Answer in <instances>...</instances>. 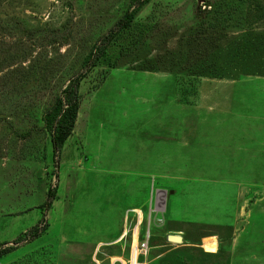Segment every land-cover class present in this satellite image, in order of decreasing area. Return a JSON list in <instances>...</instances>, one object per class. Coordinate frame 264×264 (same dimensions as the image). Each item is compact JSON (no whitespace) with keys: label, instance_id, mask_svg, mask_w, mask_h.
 I'll return each mask as SVG.
<instances>
[{"label":"rangeland","instance_id":"obj_1","mask_svg":"<svg viewBox=\"0 0 264 264\" xmlns=\"http://www.w3.org/2000/svg\"><path fill=\"white\" fill-rule=\"evenodd\" d=\"M141 1L150 33L107 68L88 56L130 0H0V264H129L130 210L140 263L264 264V0ZM184 54L223 76L169 70ZM79 75L54 151L42 117Z\"/></svg>","mask_w":264,"mask_h":264},{"label":"trees","instance_id":"obj_2","mask_svg":"<svg viewBox=\"0 0 264 264\" xmlns=\"http://www.w3.org/2000/svg\"><path fill=\"white\" fill-rule=\"evenodd\" d=\"M141 4V0H130V9H132L129 10L124 18L117 22L115 27L110 30L108 34L102 37L100 46L95 47L94 51L90 52L88 63L91 61V64H93L92 66H94L95 63H100L104 67L115 68L116 56L121 54L122 50H131L137 48L141 44L152 28L148 23L135 21L138 7ZM191 38L194 39L195 35H191ZM203 41L202 52H206L209 39H204ZM115 49H118L117 54L116 51H114ZM197 61L199 63L197 70L200 74L198 76L203 74L204 76H209L211 78H221L223 76V69L220 67L221 65L219 62L215 65L211 60L204 56H198L197 58L192 57L190 59L185 54L183 57L177 56L171 59L170 62H173L174 64H171L172 67L168 68L169 70H173L174 68L191 70ZM82 79L83 76L79 75L76 78L69 80L68 85L62 91L63 100L60 97H57L54 103L43 114L42 120L44 122V127L52 135L54 151L61 149L73 132L79 110L78 89ZM54 194L55 189L49 193L48 199L51 200L54 197ZM50 204L51 203H48L44 206L48 208ZM35 230L36 229H32L31 231ZM10 251V248L0 250V258Z\"/></svg>","mask_w":264,"mask_h":264},{"label":"built area","instance_id":"obj_3","mask_svg":"<svg viewBox=\"0 0 264 264\" xmlns=\"http://www.w3.org/2000/svg\"><path fill=\"white\" fill-rule=\"evenodd\" d=\"M159 199H157L156 197V204L155 206H157V201ZM149 216L151 214V210L149 208ZM130 213H132L134 219L136 222H134V227L133 229H128L126 227V221H127V215L125 217V222H124V226H123V230H122V233L120 235V238L118 239V242L121 244V242L126 239L128 236H129V233L132 237V239H130V250H131V253H132V248H133V245L135 244V248H136V251H137V255H136V259L134 261V264H145L144 263H140L139 262V259L141 257H144L146 256L148 250H149V245H148V242H149V233H148V230L144 232V234H141L140 233V226H141V214H140V211L139 210H130ZM129 214V213H127ZM135 215V216H134ZM144 235V236H143ZM131 253H130V261H129V264H131L132 262V259H131ZM114 264V263H112ZM118 264H123L122 262H120L118 260Z\"/></svg>","mask_w":264,"mask_h":264},{"label":"water","instance_id":"obj_4","mask_svg":"<svg viewBox=\"0 0 264 264\" xmlns=\"http://www.w3.org/2000/svg\"><path fill=\"white\" fill-rule=\"evenodd\" d=\"M162 192L165 193V191H162ZM170 193H171V192H170ZM166 241H167L168 243L178 245V244H181V243H182V237L179 236V235L168 234V235L166 236Z\"/></svg>","mask_w":264,"mask_h":264},{"label":"crops","instance_id":"obj_5","mask_svg":"<svg viewBox=\"0 0 264 264\" xmlns=\"http://www.w3.org/2000/svg\"><path fill=\"white\" fill-rule=\"evenodd\" d=\"M172 233V232H171ZM174 233V232H173ZM169 234H170V232H169ZM168 234H165V237L167 236Z\"/></svg>","mask_w":264,"mask_h":264}]
</instances>
